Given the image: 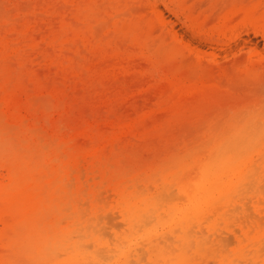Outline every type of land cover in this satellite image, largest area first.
I'll return each instance as SVG.
<instances>
[{
  "label": "rangeland",
  "instance_id": "rangeland-1",
  "mask_svg": "<svg viewBox=\"0 0 264 264\" xmlns=\"http://www.w3.org/2000/svg\"><path fill=\"white\" fill-rule=\"evenodd\" d=\"M23 2L25 6L27 4L29 6L32 2L31 8L25 7ZM3 3L7 5L4 6ZM66 5L69 7H65ZM210 5L200 8L195 15L199 22L206 23L205 28L208 27L206 28L208 30L222 29L226 23L231 29L244 19V14L230 16L231 11L228 6L218 9L217 14L215 13L217 8L214 9ZM22 6H24L23 11H21ZM0 8L4 9L3 13L5 10L13 9V12L7 15L11 17L10 19L16 18L18 21L14 20L12 24L4 20L0 21L1 35L7 34L13 47L24 49L22 59L28 73H34L42 82L60 84L61 95L65 102L62 114L54 112L52 117L43 116L41 112L36 116L28 115L26 126H21V128L36 126L47 133L48 137L43 132L38 134L42 137L40 138L42 146L39 150L41 161L47 158L51 160L59 156V153L62 154L55 150L59 148L62 135H64L67 142L65 146L70 157L73 158L76 152L79 153L80 162H78L75 173L80 171L81 167L80 172L83 176L81 177L83 190L82 196L79 197L81 204H79L81 210L79 215L72 212L70 205L68 211L64 210L63 213L54 211L45 217V220L41 219L39 228L21 229L14 239L6 237L5 242H14V245L8 250L0 247V256L9 255L12 258L11 264H60L69 262L71 255L74 256L77 253L80 254L77 264H96L94 259L100 260L103 264H175L176 256L184 252L189 258L187 264H264V244L261 245L260 252L255 253L253 251L255 232L251 229L248 236H243L239 229L245 219L244 215L252 211L250 203H247L246 207L249 205L251 209L249 208V211L245 213L242 212L240 204L250 199L243 200L234 211H221L216 216H208L209 219L205 216L200 220V225L191 223L193 232L190 231L189 235L194 234L199 228L205 231V233L198 234L202 235L199 244L190 240L189 242L193 244L186 241L184 245L185 241L179 239L183 233L178 226L172 223L171 216L165 213V210L170 211L171 207H182L188 204L184 195L178 194L176 185L178 177L183 178L184 181L196 179L200 177L203 166L223 158L229 160L231 157H237V164L245 158L252 160L249 164L247 163L248 167H240V173L242 175L254 173L255 178L260 176L264 178V154L260 156L246 146L248 141H252L263 130L257 127L259 118L256 116V108H254L256 104L252 94L239 89L247 86L244 78L251 79L252 75L245 73L244 66L226 73L222 70H210L209 76L199 81L196 78L201 75H195L200 73L197 66L198 61L213 62L215 56L217 57L216 54L219 53L217 57L219 58L222 53L218 52L219 49L205 47L206 51L203 48V55L210 54V57L200 55L202 59L195 58L187 49V55L180 56L177 61L156 60L151 62L138 53V49L132 42L119 37L118 45H121L123 40L126 41L120 47L119 56H108L109 53L106 51L103 57L94 53H86L83 63L90 64L94 71L101 70V75L94 73L90 81L80 82V78L77 80L59 74L57 68H53L56 66L46 60L48 54L56 51L50 44L53 33L61 29L62 16L72 19L74 7L65 3L64 0H1ZM220 12L223 14L220 15ZM205 14L209 15L206 17ZM228 14L230 21L226 20ZM235 17L237 21L233 19ZM172 19L175 20L173 17ZM220 22H222L221 25ZM11 25L14 27L13 31H10ZM176 26L181 32L187 30L185 39H188L190 32L186 25L183 22H177ZM253 39L258 42V49L262 51L264 48L262 39L255 36ZM210 49L216 52L211 53ZM234 54L235 52L229 56L226 54V56L224 52L223 59L222 57L220 61L215 59L225 63L231 60ZM143 63L146 64L144 67ZM17 65L16 60L12 59L10 67L13 71L12 81L14 82L19 76ZM175 70H178L176 74L180 83L178 89H174L170 82ZM94 83L99 86L98 89ZM196 83H199L197 88L200 86L197 91L193 89ZM43 94L46 92L41 93ZM20 101L19 111L25 114L27 112L26 94L20 96ZM244 111L246 114L243 113ZM244 115L246 117H243ZM2 123L7 124L5 126L11 125V128L8 126L9 129L3 125L6 128L3 130H1L2 124L0 126V137L6 138L0 141L5 142L10 136L15 135L19 127L9 119ZM62 123L64 129L62 128V134L57 136L55 126L62 125ZM14 126L16 129H13ZM179 134H182L181 138ZM86 142L88 145L85 147ZM0 145V188H2L8 183L5 165L7 150L4 146L2 147V143ZM93 147L99 148L100 152L97 156L92 155L90 151ZM231 174H228V178L232 177ZM119 182H124L129 191L139 192L143 201H146L145 204H150L147 210L153 214L149 223L145 222L146 225L136 223L137 225L132 227L120 215L119 198L115 197L112 191V185ZM72 184L76 185L75 179ZM256 188L254 187L249 193L251 196H254L253 192ZM171 191L173 194L176 193V200L165 202L167 197L170 199L171 196L169 197L168 194ZM101 192H105L101 195L102 197H100ZM109 194L110 197H108ZM162 194H166L165 197H167H162ZM91 196L96 198L95 205L91 203L93 201L89 198ZM172 197L174 198V195ZM263 203L261 206L264 207ZM99 214L102 216L101 222L97 219ZM105 215L108 217L103 219ZM115 216L118 217L115 218ZM64 217L66 218L61 221ZM104 227H107L105 233ZM230 230L234 231V234ZM64 231L67 232L66 237L69 240L66 246H61L57 243ZM228 236H232L230 240L227 239ZM167 237L172 238L174 242L169 238L167 240ZM222 237H226L224 240L227 239L229 242L222 241ZM191 238L194 240L193 237ZM222 242L228 244L227 248L225 244L223 248ZM74 249H77V252ZM108 256H112L111 259Z\"/></svg>",
  "mask_w": 264,
  "mask_h": 264
},
{
  "label": "bare ground",
  "instance_id": "bare-ground-1",
  "mask_svg": "<svg viewBox=\"0 0 264 264\" xmlns=\"http://www.w3.org/2000/svg\"><path fill=\"white\" fill-rule=\"evenodd\" d=\"M64 2L69 3L71 7H74V14L72 15V19L62 16L61 29L58 32L53 33L50 41V44L56 51L48 54L46 56V60L49 61L50 64L56 66L53 68H57V72L59 74H62L67 78H80V82L90 81L94 73L101 75V70L94 71L92 70L90 64L83 63L86 53H94L103 57V53L106 51L109 53L108 56H119L121 53L120 47L121 45H124L126 41L132 42L138 49V53L151 62L156 60L177 61L180 56L182 57L183 55H187V49L197 59H199V57L201 58L200 55L204 54L203 48L205 47H212L214 50L219 49L220 51L218 52H222L223 54L225 52V55L227 54L228 56L229 54L235 52L233 58L225 63L219 62L220 57L223 59L222 53L219 58H217L219 53L216 54L217 57L215 56V58L219 59V61L215 58L211 63H205V61L202 60L198 61L199 63L197 66L199 67L200 73L195 75H201V77L196 79L203 81L202 79L205 76H209L208 73L210 70H222L223 73H226L227 71L233 72L240 66H244L243 70L245 73L252 74L251 79L243 77L247 81V86L245 85L239 89L252 94L256 104V107H254L256 108V116L259 118L260 122H258L259 126L257 127L263 131L260 135H256V138L252 139V141H248L246 146L253 149V152L258 153L260 156L264 154V48L260 51L258 49V42L253 39V36L259 37L264 42V0H64ZM31 3H29V6L28 4L25 6L24 3V6L30 9ZM3 4L4 6L7 5L5 3ZM208 4H211L210 6L214 7V9L217 8V10H215V13L217 14L218 9L228 6L231 11L230 16L233 17V15L240 16L241 14H244V19H241L242 21L231 29H229V25L225 22L226 24L223 25L222 29L208 30L206 29L208 27L205 28V26H207L205 25L206 23L199 22L198 18L195 16L200 8H203ZM24 6H22L21 11H23ZM65 7L69 6L66 5ZM62 8L63 7H61V9ZM114 9L115 12H113ZM3 11L4 9L0 8V21L4 20L7 23L12 24V21L16 20V18L10 19L11 17L7 14L12 13L13 9H10V12L5 10L6 13H3ZM222 14L220 12V15ZM206 15L209 14H205V16ZM230 16L228 14V17L226 16V20L230 21ZM239 16H237V18ZM172 17L175 18V20H173ZM237 18L235 17L233 19L236 20ZM177 22H183V24L189 29L188 31L190 33L192 32V34L188 32L189 35L188 39L186 38L187 41L185 39L187 36V30H185V32L181 27V32L180 29H177ZM221 23L222 22H220V25ZM212 27L210 28L212 29ZM13 30L14 27L11 25L10 31ZM119 37L126 39V41H122L121 45H118L119 41L117 42ZM104 48L106 49L103 50ZM214 50L210 49V52H216ZM23 54L24 49L22 47H13L9 41L8 35H1L0 33V126L1 124V127H3V125H7L2 122L9 119L19 127L18 131L15 128L16 126L13 127V129H16V133L15 135L10 136L9 140H6L5 142L0 141V143H2V147L4 146L7 150L5 165L7 168L8 183L0 188V247L5 250L10 249L14 245V242L6 243V237L14 239L18 231L21 229L30 230L31 228H39L41 219L43 220L44 218L45 220V217L54 211H60V213H63L64 210L68 211L71 206L72 212L75 215H79L81 211L79 197L82 196L83 190V186L81 184V177H83L81 175L82 172H80L82 170L81 167L80 171L75 173V169L78 167V162H80L79 153L76 152L73 158L70 157L68 149L65 146L67 144L66 137L62 135L60 146L55 150L56 152H61L62 154L59 153V156H56L51 160L47 158L44 161H41L39 150L40 146H42V139L40 140L42 137L38 134H42L40 132H43L47 136V133L39 128H36V126L24 129L21 128V126H26V121L29 118L28 115L36 116V114L41 112L43 113V116L47 115V117H52L54 112L62 114L63 108L65 107L64 97L62 98L61 95L62 88L59 86L60 84L42 82L34 73H28V70L25 68L23 62L24 60L22 59ZM205 55L210 57V54ZM195 58L192 60L193 62L195 61ZM12 59H15L18 64L19 76L15 82L12 81L13 71L10 67ZM144 65L146 64L143 63V67ZM175 69H177V67H175ZM40 70L42 71L43 69ZM44 71H46V69H44ZM177 72L178 70H175L172 78L170 79L174 89H178L180 85L176 75ZM247 79H249V81ZM78 83L79 82H77V84ZM107 84L109 83L107 82ZM198 84L199 83H196V85L193 86L195 91L200 88V86L197 88ZM103 85L105 86V83ZM61 86L64 87L62 84ZM95 86H97L98 89L99 86L97 84ZM92 88H94L93 84ZM188 90L191 92L190 88H188ZM42 92H46V94L41 95ZM22 94H26L27 96V112L25 114H21L19 111L21 102L20 96ZM69 100L71 101V99ZM3 106L4 108H2ZM243 113H245V111ZM90 116L91 115L89 114V118ZM243 117H246V115ZM8 126L11 128V125ZM8 126L5 127L9 129ZM62 126L63 123L62 125L55 126V133L57 136L62 134V130L64 129V126ZM6 128L3 127L1 130ZM92 131H94V129ZM7 133L11 134V132L8 131ZM181 135L182 134H179L180 138ZM3 139L5 140L6 138L3 136L0 137V140ZM49 142L51 143V141ZM87 143L88 142H86L85 147L88 145ZM44 148L45 147H43V149ZM44 150H46V148ZM90 151H92V155L94 154L95 156H97L100 152L99 148L96 147L91 148ZM60 158L62 159L60 160ZM237 161V157H231L229 160L223 158L215 161L214 163L203 166L204 168L201 169L200 177L196 179L184 181L183 178H177L176 185L178 194L184 195L188 204L187 206L182 207H171L170 211L165 210V213L167 216H171L172 223L178 226L180 231L183 233L179 239L181 241H185L183 243L184 245H186V241L189 242L190 240L199 244L202 235L199 236L198 234L201 232L205 233V231H203L204 229L201 231L199 228V230L194 234L189 235L190 231H192L191 223H197L200 225V220L205 216L208 218V216L211 217L218 215L221 211H234L243 200L248 201L250 199L248 202L240 204L242 212L245 213L252 207L253 213L252 211H249V214L244 215L245 219L242 221V226H240L239 229L243 236H248L251 229L255 232L256 236L253 238L255 248L253 251L255 253L260 252L262 247L261 245L264 244V207L261 206L262 202H264V178H261V176L259 178H255V176H253L254 173L250 175H242L240 173V167H248V164L252 162V160L250 161L245 158L239 164H237ZM53 162L55 163L53 164ZM230 173H232V177L228 178V174ZM73 179H75L76 182V185L74 186L72 184ZM124 184V182H119L112 185V191H114L115 194L114 196L119 198L121 208L120 215L125 218V220L128 221L132 227L137 224H145V222L149 223L150 218L152 217L151 215L153 214L147 210V208L150 207V204H145L146 201H143L139 192L133 193L132 191H129L127 186H125L126 184ZM71 185L73 187H71ZM138 187L140 188V186ZM254 187L257 188L253 192L254 196H251L249 193ZM151 189L152 187L150 190ZM103 193L105 192L100 193V197H102L101 195ZM175 194L171 191L168 196L172 197V195H174V198L170 197L169 199L167 196L166 198V194H162V197L166 198L165 200L162 197L161 198L165 202L170 200L173 201L174 199L176 200ZM108 197H110V194ZM239 197L241 198L238 199ZM89 198L93 200L91 203L95 205V196H91ZM97 200L99 202V199ZM247 203H250L251 207H248L249 205L246 207ZM100 214L97 217L99 222H101L100 219L102 218ZM107 217L108 215L103 219ZM117 217L118 216H115V218ZM65 218L66 217L62 218L61 221ZM90 218L94 220L93 217ZM108 219L107 222L110 220ZM96 225H98V223ZM110 225L112 226L113 224ZM192 227H194V225H192ZM105 228L107 227H104V233L106 232ZM174 231L176 232L178 230ZM234 231L236 230L234 229ZM234 231L231 232L234 234ZM238 231L236 233H238ZM66 233L67 232L65 231L62 232V238L57 244H61V246L67 245L69 239L67 240ZM222 233L224 234V232ZM109 237H111V234ZM191 237H193L194 240H192ZM215 237L218 236L215 235ZM231 237L228 236L227 239L230 240ZM168 238L170 240L172 239L167 237V240ZM222 238V241H225L226 243L229 242H227V239L224 240L226 237ZM226 243L222 242L223 248ZM47 244H49V242ZM89 244H91V242ZM190 244L193 243L191 242ZM81 246H83V244ZM227 246L228 244L226 245V248ZM68 247L69 246H67V248ZM74 251L77 252V249H74ZM226 251L228 250L226 249ZM79 256V253L74 256L71 255L69 262L60 264H77ZM108 257L111 259L112 256ZM11 259L12 258L9 255H1L0 264H11ZM143 260L145 259L143 258ZM176 260L177 262L175 264H187L189 262V258L184 252L178 254L176 256ZM94 261L96 264H103L98 259H94Z\"/></svg>",
  "mask_w": 264,
  "mask_h": 264
}]
</instances>
